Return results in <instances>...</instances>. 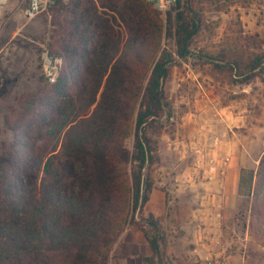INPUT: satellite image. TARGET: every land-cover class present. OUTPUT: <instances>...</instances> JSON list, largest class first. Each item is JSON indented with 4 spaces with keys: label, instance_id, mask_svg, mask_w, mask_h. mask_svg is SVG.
<instances>
[{
    "label": "trees",
    "instance_id": "obj_1",
    "mask_svg": "<svg viewBox=\"0 0 264 264\" xmlns=\"http://www.w3.org/2000/svg\"><path fill=\"white\" fill-rule=\"evenodd\" d=\"M172 9L165 35L184 53L198 24L183 12L173 22ZM54 13L64 23L50 48L63 59L59 77L25 95L20 118L5 122L13 139L0 156V264H108L126 206L133 221L153 188L149 132L168 107V62L150 63L161 13L145 0H58ZM244 40L260 51L245 59L224 49L209 60L236 83L264 82V40ZM257 176L264 187V154ZM145 238L159 255L157 239Z\"/></svg>",
    "mask_w": 264,
    "mask_h": 264
},
{
    "label": "rangeland",
    "instance_id": "obj_2",
    "mask_svg": "<svg viewBox=\"0 0 264 264\" xmlns=\"http://www.w3.org/2000/svg\"><path fill=\"white\" fill-rule=\"evenodd\" d=\"M180 2L171 11L173 22L183 12L197 22V32L186 52L179 53L174 37L165 35L167 14L160 15L162 43L150 61L168 62L169 68L164 86L168 107L159 129L149 132L158 162L145 170L153 181L149 199L154 189L163 191L165 209L157 216L147 211V203L132 221L127 205L108 264L128 230L157 239L159 255L151 264H264V187L256 183L264 154V82L236 83L208 57L220 60L228 49L231 58L247 59L260 51L246 45L244 36L264 40V0ZM27 4L10 0L0 7V156L13 139L6 119L18 120L22 98L49 83L44 54L58 60V77L63 67V59L50 53L62 37V19L53 7L27 20ZM133 142L130 135L124 144L132 150Z\"/></svg>",
    "mask_w": 264,
    "mask_h": 264
},
{
    "label": "crops",
    "instance_id": "obj_3",
    "mask_svg": "<svg viewBox=\"0 0 264 264\" xmlns=\"http://www.w3.org/2000/svg\"><path fill=\"white\" fill-rule=\"evenodd\" d=\"M149 200L146 206L147 211L161 216L165 209L164 192L154 189ZM153 201H155L154 204L151 203ZM153 255L144 233L139 230H128L115 244L109 264H151ZM199 256L203 259L202 255Z\"/></svg>",
    "mask_w": 264,
    "mask_h": 264
},
{
    "label": "built area",
    "instance_id": "obj_4",
    "mask_svg": "<svg viewBox=\"0 0 264 264\" xmlns=\"http://www.w3.org/2000/svg\"><path fill=\"white\" fill-rule=\"evenodd\" d=\"M10 1V0H9ZM8 1V2H9ZM58 0H28L27 7L23 10L24 17L27 20H33L42 14H49L50 10L56 5ZM68 2L69 0H62ZM150 3L156 10L165 17L172 7L176 4L177 0H145ZM45 62L46 77L49 83H54L58 79V60H55L48 53L43 56Z\"/></svg>",
    "mask_w": 264,
    "mask_h": 264
},
{
    "label": "bare ground",
    "instance_id": "obj_5",
    "mask_svg": "<svg viewBox=\"0 0 264 264\" xmlns=\"http://www.w3.org/2000/svg\"><path fill=\"white\" fill-rule=\"evenodd\" d=\"M8 3V0H0V7L5 6Z\"/></svg>",
    "mask_w": 264,
    "mask_h": 264
}]
</instances>
